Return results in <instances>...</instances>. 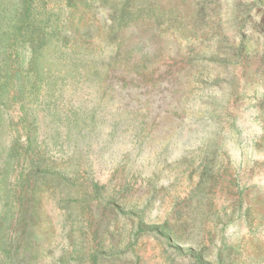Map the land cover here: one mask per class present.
<instances>
[{
    "label": "rangeland",
    "instance_id": "374dc122",
    "mask_svg": "<svg viewBox=\"0 0 264 264\" xmlns=\"http://www.w3.org/2000/svg\"><path fill=\"white\" fill-rule=\"evenodd\" d=\"M29 1L20 102L42 138L68 132L56 114L97 123L74 124L76 182L40 187L20 264H264V0Z\"/></svg>",
    "mask_w": 264,
    "mask_h": 264
},
{
    "label": "trees",
    "instance_id": "16d2710c",
    "mask_svg": "<svg viewBox=\"0 0 264 264\" xmlns=\"http://www.w3.org/2000/svg\"><path fill=\"white\" fill-rule=\"evenodd\" d=\"M29 2L11 0V4L7 6L0 0V264H20L25 260L22 249L24 233L39 211L38 204L42 198L39 190L43 184L58 186L63 190L60 194L65 198V194H71L70 182L79 173L71 164L75 162L77 148L87 136V133L80 131L81 136L75 137L72 135V128L76 122L82 129L87 125L93 127L97 123L94 116L85 113L56 114L61 124L66 119L68 132L61 131L59 124L52 134L42 138L40 125L42 126L43 119L46 123V115L38 119L26 107L27 103L20 102L26 93H32L35 88L33 81L27 80V83L20 84L14 82L15 75L22 67H15L8 50L15 39L22 38L30 46L29 68L33 69L40 64L38 56L41 55L42 46L39 44L44 42L43 31L35 33V30H42L39 25L42 22L33 16ZM112 60L111 58L110 63H113ZM97 74L94 67L91 76ZM98 76L103 78L102 73ZM18 100L21 103L20 115L13 117L10 109ZM71 147L73 152L70 155ZM53 157H68L67 159H71L70 164L55 165L56 162L51 160ZM89 186L88 196L101 194L102 188L98 183L89 182L87 187ZM65 258H69V255H64V264ZM91 262L96 264L95 260Z\"/></svg>",
    "mask_w": 264,
    "mask_h": 264
}]
</instances>
